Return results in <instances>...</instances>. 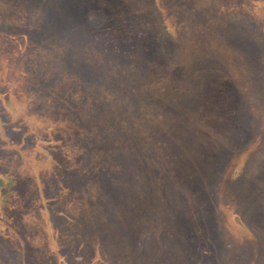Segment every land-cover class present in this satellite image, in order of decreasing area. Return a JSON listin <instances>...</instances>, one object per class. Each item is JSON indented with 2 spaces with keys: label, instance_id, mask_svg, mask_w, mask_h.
Returning <instances> with one entry per match:
<instances>
[{
  "label": "rangeland",
  "instance_id": "obj_1",
  "mask_svg": "<svg viewBox=\"0 0 264 264\" xmlns=\"http://www.w3.org/2000/svg\"><path fill=\"white\" fill-rule=\"evenodd\" d=\"M162 1L176 43L158 52L148 28L117 55L99 52L111 29L84 45L109 21L101 0L82 18L69 1L0 0V264H191L183 238L152 244L138 218L174 235L205 189L217 264H264V0Z\"/></svg>",
  "mask_w": 264,
  "mask_h": 264
},
{
  "label": "trees",
  "instance_id": "obj_2",
  "mask_svg": "<svg viewBox=\"0 0 264 264\" xmlns=\"http://www.w3.org/2000/svg\"><path fill=\"white\" fill-rule=\"evenodd\" d=\"M68 1L69 4L74 6L75 3L78 4V10H76L75 13L79 18L84 17L85 13L89 10L95 11L100 9L96 5H91L90 0H38L39 3H44L51 6L53 14L57 12L55 8L56 3L65 4ZM101 1L104 2L102 3L101 6H103V8L105 7L106 10L105 13L107 14V17H109V21L108 22L105 21L99 28L96 29H91L89 26L86 25L85 30L82 33V36L86 40L84 45L89 44L88 40L90 38H92L91 42L93 41L98 42L97 36L104 37L105 35L104 33L108 32L109 29H111L115 34L116 40L112 42L109 41L107 45L105 44L102 45L100 41L99 43L101 44V47L99 49V52L106 54V51L112 50L111 53L113 54L123 55L127 51V46L130 45L134 46L136 43L142 41V37L145 36V32H147L148 28L150 29L151 37L154 42V49H156L158 52H161L163 49L162 41L166 40L171 42L173 41L174 44L176 43L175 35L177 32H176V27L173 26L175 21L172 20L175 19V17L173 16L172 18L170 16V13H173L171 10L173 7V3L171 2L163 3L162 0H101ZM51 32L54 34V31ZM77 56L78 54L74 53L73 57L76 58ZM168 65L172 66V63ZM84 66L87 67L86 65ZM21 67H22V72L28 71L30 69V66H28V62L25 59L21 63ZM91 67L93 68V66ZM17 72L16 75H18ZM84 72H85V76L87 75L89 78L94 76L93 75L94 72H91L90 70H84ZM26 82H27L26 80H23L22 77L18 75L17 83L12 82V84L10 85L11 88L8 87L6 88V90L13 89L12 95L24 92L21 91V89L22 90L24 89L23 86ZM58 82L60 83L62 82V80H59ZM14 87L15 88L18 87L21 89L20 90L15 89ZM26 94L27 97H25L23 93L21 94L20 103L17 100L18 104L20 105L19 106L20 111L25 108L26 101L29 103L30 91L29 93ZM5 95L6 96H4L3 99L0 98L1 104L6 103L9 100V97L11 96V94H9L8 91H6ZM90 95H91L90 93L85 94L84 96L85 100L90 101L89 99ZM52 101L54 102L55 100ZM90 106L92 109L93 105L90 104L88 107ZM99 110H103L102 101L99 104V106L97 105L96 112ZM96 112L94 114H96ZM23 114L25 116H19L18 114L17 116H15V119H17L16 121H18L17 124H19V122H21L25 118L27 119L26 109L24 110ZM98 118L102 121V123L104 122L100 115H98ZM101 127H103V125ZM200 177H203L204 181L209 179V176L205 173H203V176L200 175ZM4 178L8 179L7 177ZM11 187L13 188V186ZM210 189L212 188L210 187ZM196 190L197 189L195 188L192 189V191L194 192H196ZM197 194L198 195L196 196L198 197V200L201 201L193 207L191 205L190 206L192 207L191 209H187V211H184L185 215L182 216L181 219H179V222L176 225V229H174V235L171 234V231L170 232L166 231L164 229V226L159 224L158 221L155 220L154 216H149L145 218L143 216H140L138 218V222L140 226L137 227L138 229L144 232H146V230L151 231L150 229H152V231L155 232L154 234H151L153 235V241H151L152 244L163 245L165 243H168V241L172 237L177 238L178 240L180 238H183L184 242L182 245L187 244L188 246L187 248L189 250L187 251L186 258L190 260L191 264H217V262L221 261L222 252H224L223 241L221 243L220 241L221 239L219 235L217 236L218 229L220 227L219 226L220 220L218 215L219 211L217 209H213V213L210 214L211 205L213 206L211 200L213 194L212 192H210L209 189H205L204 192L200 190L197 192ZM5 223L2 222V226L6 230L10 229L8 226L5 225ZM187 224H189V227L186 229L185 226ZM1 234L0 235L2 236V238H4L5 232H2ZM164 250L165 247L164 248L160 247L158 248L157 252L160 253ZM183 264H187V263H183Z\"/></svg>",
  "mask_w": 264,
  "mask_h": 264
}]
</instances>
